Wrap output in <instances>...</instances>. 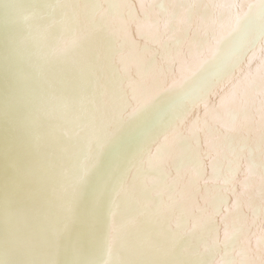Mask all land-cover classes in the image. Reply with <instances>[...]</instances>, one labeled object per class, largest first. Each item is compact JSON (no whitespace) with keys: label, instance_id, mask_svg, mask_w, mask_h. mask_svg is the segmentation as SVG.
<instances>
[{"label":"bare ground","instance_id":"obj_1","mask_svg":"<svg viewBox=\"0 0 264 264\" xmlns=\"http://www.w3.org/2000/svg\"><path fill=\"white\" fill-rule=\"evenodd\" d=\"M263 34L264 0H0V264H264Z\"/></svg>","mask_w":264,"mask_h":264},{"label":"water","instance_id":"obj_2","mask_svg":"<svg viewBox=\"0 0 264 264\" xmlns=\"http://www.w3.org/2000/svg\"><path fill=\"white\" fill-rule=\"evenodd\" d=\"M263 35H264V34H263ZM0 36H1V35H0ZM263 39H264V38H263ZM8 66H9V65H8L7 63H4V65H3V67H2V68H3V71H4ZM38 79H39V78H36V80H38ZM3 81H5L6 83H10L11 85H14V84L17 83V82H16V76H10L9 74H4V73H3ZM21 108H24V100H22L21 105L17 104V105L12 109V111H13L14 113L18 114V113L21 112V110H22ZM23 114H24V116H27V115H28V112H27L26 109L24 110ZM159 124H160V120L155 121V122L153 123L152 128H154V131H159V132H161L164 123L158 127ZM151 144H152V146H153V141H152ZM112 199H113V198H112ZM114 201H115V198H114Z\"/></svg>","mask_w":264,"mask_h":264}]
</instances>
